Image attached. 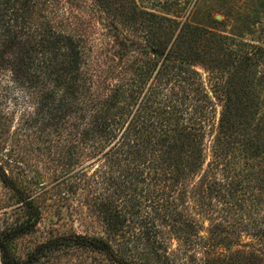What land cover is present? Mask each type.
Wrapping results in <instances>:
<instances>
[{
    "label": "trees",
    "instance_id": "obj_1",
    "mask_svg": "<svg viewBox=\"0 0 264 264\" xmlns=\"http://www.w3.org/2000/svg\"><path fill=\"white\" fill-rule=\"evenodd\" d=\"M84 1L0 0V67L23 96L30 136L79 152L80 186L103 236L55 237L15 256L14 239L39 213L0 165L1 184L28 213L0 233L1 264H34L58 247L161 264L164 225L190 236V262L203 253L209 264H264V42L215 28L221 22L138 10L134 0H89L90 20L145 22L144 45L114 27L112 46L93 55Z\"/></svg>",
    "mask_w": 264,
    "mask_h": 264
},
{
    "label": "rangeland",
    "instance_id": "obj_2",
    "mask_svg": "<svg viewBox=\"0 0 264 264\" xmlns=\"http://www.w3.org/2000/svg\"><path fill=\"white\" fill-rule=\"evenodd\" d=\"M86 1L90 5V1ZM86 1L80 4L82 11L80 15L86 19L85 21H91L93 26L89 34L92 53L93 55L97 51L104 53L112 46L113 28L119 30L121 28L110 18L108 22L99 17L90 20V6L88 8ZM134 3L138 10L170 17L178 16L182 20L187 18L190 23L201 26H213V21L221 22L215 28L219 30L225 28L227 32L231 30L243 41L264 42V1L134 0ZM99 10H96V15L103 16ZM126 24L128 28H123L119 32L122 31L126 40H135L144 45V20L137 18L129 20ZM203 78L209 88L206 74H203ZM22 100L23 96L12 74L0 67V165L12 174L39 213L38 223L33 231L17 237L12 243L14 255L24 259L38 244L46 240L72 234L103 236V227L92 215L91 192L82 190L83 187L80 186L79 152H62L61 145L64 142L53 135L48 138L41 137L42 141L36 142L30 136V132L22 126L25 119L22 118V114L27 109ZM93 162L94 159L87 163L92 165L87 170V176H91L97 168V163ZM184 208L186 207L180 206L181 210ZM27 219L28 213L18 197L0 182V233L26 222ZM161 230L164 233L161 253L167 257L161 264H209V257L203 253L195 254L194 262H190L189 235L185 242L170 232L166 225L161 226ZM121 254L123 258L130 259L125 252ZM34 264H115V262L109 255L93 249L58 247L44 252Z\"/></svg>",
    "mask_w": 264,
    "mask_h": 264
}]
</instances>
